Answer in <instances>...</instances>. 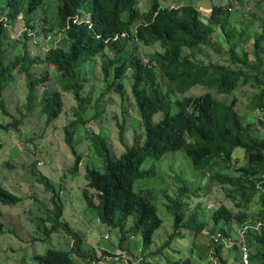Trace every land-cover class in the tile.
I'll return each mask as SVG.
<instances>
[{
    "label": "trees",
    "instance_id": "obj_1",
    "mask_svg": "<svg viewBox=\"0 0 264 264\" xmlns=\"http://www.w3.org/2000/svg\"><path fill=\"white\" fill-rule=\"evenodd\" d=\"M50 1L57 3L48 26L43 27L49 38L44 57L30 56L28 49L24 48L22 53L5 61L6 25H13L21 15L27 27L35 29L31 20ZM237 1L247 3L249 0ZM255 4L264 14V0ZM138 6V0H0V93L13 81L15 69L25 72L27 90H35L48 73L47 69L44 73L33 71L32 66L39 63L53 65L55 83L62 89L70 85L80 106L86 100L80 97V91L87 82V68L98 67L104 85L101 94L112 90L122 102L126 97L125 82L130 81V93L143 132L136 135L130 145H125L118 156L113 155L107 145V131L99 133L97 151L102 169L86 166L84 176L87 183L82 190L86 206H95L99 221L117 226L122 235L127 234L126 224L130 217L132 235L139 233L146 249L152 244L153 235L162 220L156 204L142 191L133 190L134 181L153 173L152 167L140 168L147 158L162 162L167 154L183 151L189 165L201 170L198 185L206 175L211 183L230 190L233 201L238 199L240 209L237 213L224 205L211 210L214 221L210 229L211 252L220 256L227 239L235 243L240 240L239 233L234 237L231 235L230 224L234 223L242 230L250 250L249 260L264 264V138L261 137L262 131L253 127L251 119L244 122L236 109L237 98L232 94L246 86L252 88V108L264 112V19L260 25L254 26L250 22L237 30L236 23L230 21V12L221 4H211L206 17L192 2L163 6L159 0H151L145 10ZM259 26L261 31L257 29ZM217 30L218 38L225 37V51L211 41V34ZM56 35H60V42L53 44ZM23 37L28 38V31L23 33ZM251 40V48H248L246 43ZM14 44L19 49V42ZM139 44H157L160 48L142 53L138 50ZM204 46L214 47L219 55L225 57L224 61L206 63L194 59L195 53ZM195 85H202L207 91L195 97L180 96ZM219 94L224 98H218ZM62 103L59 89L43 92L40 105L48 122L61 113ZM159 111L163 113L162 118L153 122V115ZM259 122L264 125L263 119ZM70 124L65 126L64 141L74 155L72 171L75 172L80 155L72 141ZM8 126L10 124L2 127ZM124 134V125L118 124L120 142H123ZM237 148L243 151L245 161L236 167L233 153ZM220 164L222 166L219 167ZM34 171L52 193L50 199L56 208L55 223L45 228L46 234L66 230L74 241L70 244L67 240L68 249L48 247L42 254H34L33 263L99 264L92 248L85 245L66 221L61 222L63 204L60 194L53 191L48 178ZM198 185L193 188L191 184L184 185L181 200L168 197L173 228L162 248L168 247L170 241L183 231V236L188 235V238L191 235L188 230L197 233L202 229L201 220L196 217L198 208L189 214L184 208V198L197 195ZM88 189L96 193L97 202ZM254 196L256 207L249 211L248 199ZM19 200L20 197L0 182L1 204L12 205ZM1 216L0 210V233L4 231ZM219 220H222V226L217 228ZM235 259L241 263L238 254ZM219 260L222 261L218 264H228L221 257ZM210 262L214 264V260L210 259ZM172 264L193 263L185 260Z\"/></svg>",
    "mask_w": 264,
    "mask_h": 264
},
{
    "label": "rangeland",
    "instance_id": "obj_2",
    "mask_svg": "<svg viewBox=\"0 0 264 264\" xmlns=\"http://www.w3.org/2000/svg\"><path fill=\"white\" fill-rule=\"evenodd\" d=\"M260 1L249 0L246 3L237 0H159L163 6L192 2L199 7L203 17L209 14L211 4H221L230 12V21L236 23L237 30L244 28L250 22L254 26L261 24L264 14L255 4ZM50 2L45 6L47 9L45 7L40 9L31 20L35 29H29L21 15H18L13 25H6L8 40L3 45L5 61L22 53L24 48L28 49L30 56L44 57L49 38L45 35L43 27L48 26L47 22L55 12L54 4L57 3ZM138 2V7L145 10L151 0H138ZM257 29L261 31L262 28L259 26ZM25 31H28L27 39L23 37ZM218 32L217 30L211 34V41L218 44L221 51H225L227 49L224 43L225 37L218 38ZM15 42H19V49L15 46ZM58 42L60 35L53 38V44ZM251 42L252 40L246 43L248 48H251ZM262 44L264 45V40ZM159 48L157 44L138 46V50L142 53H150ZM194 59L206 63H222L225 57L219 55L214 47L204 46L195 53ZM32 68L34 72L44 73L46 69L48 71L43 83L35 90L31 92L27 90L25 72L15 69L13 81L0 93V182L11 193L20 197V200L12 205L0 203L1 220L4 224V231L0 233V264H35L32 258L34 254H42L48 247L68 249L67 240L70 244L74 241V237L66 230L46 234L45 228L55 223L56 208L50 199L52 193L47 190L44 182H40L34 170L48 178L53 191L60 194L63 204L61 222L66 221L85 245L92 248L96 258H99V264H172L185 260H190L193 264H211L210 259L214 260V264H218L222 261L219 257L227 260L228 264H238L235 259L236 254L239 255L240 261H243L240 250L241 240L235 243L227 239L220 256L211 252L209 244L210 229L214 223L211 210L224 205L237 213L240 209L237 206L238 199L233 201L230 190H224L219 184L211 183L206 175L198 185L201 170L189 165L183 151L167 154L162 162L159 159L147 158L140 168L152 167L153 173L149 177L134 181L133 190L142 191L156 204L158 215L162 220L150 246L144 249L139 233L132 235L130 217L127 219L126 235H122L117 226L101 223L96 207L86 206L82 195L87 183L85 170L86 166L102 169L101 158L97 151L99 133L102 130L107 131V145L116 156L124 151L125 145L132 143L136 135L142 134L138 112L130 93V81L125 82L126 97L122 102L112 90L101 94L104 85L98 67L87 68L85 70L87 82L80 91V97L86 100L80 106L73 96L70 85L62 89L55 83L56 73L53 65L39 63ZM244 88V90H234L232 93L237 98L236 109L244 122L251 119L253 127L259 128V131H262L261 137L264 138V125H260L259 122L264 120V112L252 108L254 90L247 86ZM56 89L61 91L63 108L57 118L48 122L45 114L42 113L40 102L45 90L53 92ZM206 91L204 86L195 85L180 96L195 97ZM217 97L222 99L224 95L219 94ZM162 116L161 111L155 113L152 117L153 122L159 121ZM68 123H71L72 141L80 155V163L75 172L72 171L74 155L64 141V129ZM8 124L10 126L7 128L2 127ZM118 124H123L125 127L123 142L118 139ZM235 151L234 165L237 167L244 163L245 158L240 148ZM185 182L189 186L191 184L192 188L197 185L200 187L196 190L197 195L184 198L186 202L184 208L187 214L198 208L196 217L201 220L203 227L197 233L188 230L191 234L188 238L186 237L188 235L183 236L184 231L181 232L179 237H174L170 241L168 247L162 248L173 228V214L168 197L181 200ZM88 190L97 202L96 193L91 189ZM248 207L249 211L255 209V196L248 199ZM220 226L222 220L218 221L217 228ZM230 226L232 236L236 233L241 234L236 224L231 223ZM234 246L236 248L231 249ZM105 251L109 253H104ZM247 251L249 253L250 250Z\"/></svg>",
    "mask_w": 264,
    "mask_h": 264
},
{
    "label": "built area",
    "instance_id": "obj_3",
    "mask_svg": "<svg viewBox=\"0 0 264 264\" xmlns=\"http://www.w3.org/2000/svg\"><path fill=\"white\" fill-rule=\"evenodd\" d=\"M262 177L264 178V174H262ZM259 187H260V185H259ZM244 227H247V226H244ZM239 231L241 232V234L239 233V236L241 237L240 240L242 241V245L240 246V250H241V253H242L243 261L241 260V262H242V264H253L249 260V253L247 251L248 247H246L247 246L246 242H245V240H244V238L242 236V230L239 229Z\"/></svg>",
    "mask_w": 264,
    "mask_h": 264
}]
</instances>
